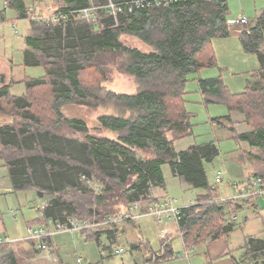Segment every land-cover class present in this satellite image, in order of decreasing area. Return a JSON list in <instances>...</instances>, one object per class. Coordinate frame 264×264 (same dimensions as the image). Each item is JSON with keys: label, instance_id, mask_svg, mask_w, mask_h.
<instances>
[{"label": "trees", "instance_id": "1", "mask_svg": "<svg viewBox=\"0 0 264 264\" xmlns=\"http://www.w3.org/2000/svg\"><path fill=\"white\" fill-rule=\"evenodd\" d=\"M6 1L20 18L26 16L24 0ZM107 1L64 0L66 5L55 10ZM100 14L104 18L98 20ZM227 15L226 0H181L131 13L125 10L116 20L101 11L90 22L71 18L66 25L28 20L34 27L25 37L24 62L42 67L44 75L25 78L22 96H11L7 87L0 89V115L4 117L0 159L8 167L12 188H31L39 198L47 197L44 214L53 221L72 217L98 222L145 198L153 186L163 185L161 165L168 163L187 184L208 192L181 209L177 226L185 247L232 230L221 212L224 203L237 200L222 202L213 196L203 167L204 161L218 154L214 142L178 152L173 148V140L185 136L190 127L184 99L188 77L214 64L207 47L211 40L227 38L236 29L242 50L259 59L254 80L233 94L218 77L201 78L197 84L205 103H222L229 113L243 116L250 131L234 133L233 138L262 152L252 156L264 163V7L245 28H231ZM123 34L151 49L124 45L119 41ZM107 53L124 57L123 70L134 77L136 92L118 93L102 85L106 78L100 57ZM68 103L111 105L114 110L100 114L95 128L115 136H93L84 120L65 117L61 108ZM61 125L81 131L83 140L58 133ZM229 130L235 132L232 127ZM166 132H173L171 139ZM254 177L264 181V171L249 178ZM89 182H97L98 188ZM99 228L83 232L98 241ZM162 247L165 252L156 259L172 252L170 241L165 240ZM7 255L10 258L0 259V264L15 263Z\"/></svg>", "mask_w": 264, "mask_h": 264}, {"label": "rangeland", "instance_id": "2", "mask_svg": "<svg viewBox=\"0 0 264 264\" xmlns=\"http://www.w3.org/2000/svg\"><path fill=\"white\" fill-rule=\"evenodd\" d=\"M226 1L228 6V21L230 22L231 19H236L238 16L243 15L250 22L248 26L253 24L255 18L259 14V10L264 6V0ZM95 4L98 5L97 3ZM103 18L104 17L101 15L98 17V20ZM229 22L228 24L231 28L240 27L232 25ZM17 28L18 35H15L11 24L5 26V33L8 35V37L5 38V44L21 42L24 36V29L19 23L17 24ZM119 41L124 45L141 51H148L151 49L132 35H120ZM207 47L213 52L215 57L214 64L211 65V67L202 68L199 72L191 74L188 77V82L186 84V91L188 94L186 96L187 102L185 109H187L191 115L189 125H191L192 132L173 143L174 149L180 150L192 145H199L205 142H208L209 144L210 142H214L219 153L209 163L205 164V170L208 177V183L211 186L213 184L217 185H213V187L217 188L215 196L217 197L219 194L220 197L226 199L234 196V190L231 188L233 182L240 181L244 174L250 177L264 171V163L252 156H260L262 152L255 148L248 147L246 143L233 138L234 134L227 130L229 127H232L236 134L244 133L243 131H250V127L242 122L241 116L237 113L232 114L231 123H224L222 117L228 113L227 107L222 103H205L201 92L197 88V80L201 78L218 77L222 84L226 86L229 93L233 94L240 92L244 90L247 83L249 84V82L252 81V78H254L253 74L256 73L259 68V59L255 54L246 53L242 50L239 37L236 33H232L227 38H214ZM8 49L13 51L14 60L18 62L21 57L19 49L15 46H13L12 49L11 47ZM100 62L102 63L103 67H101V69L105 72L106 78L102 85L107 89L118 93L136 92L137 85L134 77L130 76L123 70L122 65L124 64L125 59L122 55L116 53L103 54L100 57ZM27 71L31 77H40L44 74L43 68L37 66L27 67ZM18 90H22L21 85L14 88V92ZM113 110L114 109L111 105L84 106L75 103L64 104L61 108L62 114L65 117L80 118L84 120L90 130V134L97 137L115 136V134L110 131L95 128L97 126V117L100 114L110 113ZM0 118L3 119L4 117L0 115ZM214 120L223 122L226 127H218V124H214ZM56 131L62 135L83 140V133L81 131L71 130L66 125H61ZM171 134H173V132H171ZM168 135H170V132H168ZM233 166H237V170H239L237 174L235 173L236 171H230ZM218 171L222 174V181L216 184L215 177ZM161 172L164 175L167 188L165 196L168 195L177 199L179 206L188 205L193 201L192 199L195 198V196H200L205 191L202 189H188V186H186L180 179L173 176L168 163L161 165ZM89 185L96 189L97 182L90 183ZM19 195L25 199L26 208L32 210V212H36L34 208L39 207L40 201L36 199L34 190L31 188L21 190ZM239 216L240 215L238 214V218L241 217ZM93 221H95L94 218ZM140 221H145L146 225V228L142 229L139 235L141 241L133 240L129 242L128 240L121 239L112 240L104 234L98 238V245L97 239L90 237L87 238L86 235H88V233L83 232L86 229L80 231L83 232L82 234L85 235V237L70 234L79 231L60 233L56 236V242L60 247L59 255L62 257V262L64 264H94L100 260L102 264H140L138 262H143V260L151 257L149 254L150 248L156 250L161 243L159 235L160 226L153 222L155 220L147 217V219L142 218ZM131 223L137 222H130V224ZM174 223L175 222L166 220L162 222L164 226H169V229L170 226L177 225V223ZM121 224L122 223H119L117 225ZM117 225H114V227ZM97 227L99 228V226ZM106 229L107 228H99L96 232L102 234L103 232L105 233L103 230ZM175 238L176 237H173V248L179 243V240ZM134 242L135 246L133 245ZM247 243L249 244V242ZM162 245L163 243L161 246ZM119 248H122V251H118ZM162 252H165L163 247L158 253L160 254ZM78 259L80 260V263H78Z\"/></svg>", "mask_w": 264, "mask_h": 264}, {"label": "crops", "instance_id": "3", "mask_svg": "<svg viewBox=\"0 0 264 264\" xmlns=\"http://www.w3.org/2000/svg\"><path fill=\"white\" fill-rule=\"evenodd\" d=\"M24 2H25V11L29 5H33L36 7L37 12H42V13H49L50 10L54 8H61L62 6L66 5L64 0H24ZM261 10L262 8L259 10V13L261 12ZM18 23L24 29L23 39L19 43L5 44V38L8 37V35L5 33L6 32L5 26L11 24L13 28V33L15 35H18V30H17ZM33 23L34 22H29L28 20H26L25 16L24 18H20L19 12L14 8H12V6L6 0H0V89L3 87H7L8 93L11 96H15V97L22 96L25 93V84H24L25 78H39V77L29 76L27 67H35V66H28L24 62V50L26 49L25 37H27L32 33L33 30L32 27H34ZM229 23L231 24V22ZM237 32L238 31L235 29L233 30L232 33L238 34ZM13 46H15L20 51L21 57L18 60V62L14 60L13 51L8 49L9 47H11L12 49ZM42 46L43 45H41V47ZM254 78H252V81L254 80ZM20 85L22 86V90L20 91L18 90L14 92V88ZM197 88L200 91L199 87ZM187 94L184 96L185 105L187 102L186 100ZM187 113L189 115L188 121H190L189 119L191 115L188 111ZM233 113L236 112H231V113L228 112L227 114L223 115L222 117L223 122L226 124L228 122L231 123ZM237 114L241 116L243 122V116L240 113ZM226 116H229L228 120H226ZM3 122H4V118L3 119L0 118V125H2ZM223 122L214 120V124H218V127L221 128L226 127ZM227 130L230 131L229 129ZM185 131H187V133H185L186 134L185 136L189 135L192 132L191 125L190 127H187ZM166 133H167V137L171 139L172 138L171 132L170 135H168V132ZM232 133L234 134V132ZM183 137H180L178 139H181ZM178 139L173 140V142ZM205 143H201V144H205ZM248 147L251 146L248 145ZM173 148H174V143H173ZM251 148H255V147H251ZM185 149H180V150L174 149V150L178 152ZM206 163L209 162H205V161L203 162L204 170ZM237 169H238L237 166H233L231 167L230 171H236L235 173L237 174L239 171ZM172 174L174 177L180 179L186 186H188V189L191 188L202 189V188H194L189 184H187L180 176L175 175L173 172ZM206 177H207V173H206ZM242 177H243L241 178L242 181L251 179L246 174H244ZM213 185L217 186L215 184ZM166 189L167 188L164 178L163 185L153 186L151 188L150 193L154 199H160L166 195ZM216 189H217L216 187L212 188L211 194L213 196H215ZM20 192L21 190L16 191L12 188V182L8 174V167L5 165L4 161L0 159V236L9 240L8 242L0 245V259L7 260L8 258H10L7 254H11L13 256V259L15 260L14 264H64L62 262V257L59 255L60 247L56 242V236H58L59 234H56L50 237L49 239H47L46 247L43 249L36 248L33 242L25 238L27 227L29 226L34 227L43 224V221L46 217L44 214V210L43 212H34V211L32 212V210L27 209L25 199L22 198L21 195H19ZM34 193L36 199L40 201V204L45 203L48 200L47 197L39 198L35 190ZM207 194L208 192L205 190L204 193H202L201 195H207ZM196 198L197 196H195V198L192 199L193 201L191 200L190 201L194 202L195 204ZM216 198L219 201H221L223 197H220L218 194ZM223 207L224 209L222 210L221 215L226 219L227 222H229V224H231L232 230L227 231L223 236L219 238L206 239L203 242L197 243L196 245H192V247H187V246H186L187 248L185 247L184 243L179 237L178 226L175 223H174L175 227L170 226L169 229V226H164L163 224H158L155 221H153L154 223L160 226V230H159V235L161 238L160 246L156 250L150 248L149 254L151 255V257L143 260V262H138V263L140 264H264V196L231 201L229 205L228 204L226 205V203H224ZM238 214L241 216V217L239 216L240 218H238ZM145 218L147 219V217ZM106 228H107L106 230H103L105 231V233L103 232L102 234L101 233L99 234V238L105 234L112 240L121 239V240H128L130 242L133 240L141 241V237L139 238V235L142 229L146 228V225H145V221L144 222L139 221L137 223H131V224L130 222L122 223L121 225H117L116 227L110 226ZM82 233L83 232L79 231L70 234H76L77 236L85 237V235H83ZM173 237H176L175 239L179 240V243L175 248H173ZM165 240H167V242L170 241L172 252H168L163 258L160 257L156 259L155 256L159 255L158 252L160 251V249H162L161 244ZM247 242H249V244ZM97 244L99 245V241L97 242ZM133 245L135 246V242L133 243ZM186 253H187V258L185 257ZM179 254L181 256H179Z\"/></svg>", "mask_w": 264, "mask_h": 264}, {"label": "built area", "instance_id": "4", "mask_svg": "<svg viewBox=\"0 0 264 264\" xmlns=\"http://www.w3.org/2000/svg\"><path fill=\"white\" fill-rule=\"evenodd\" d=\"M181 0H127L126 2L115 3L108 0L101 5L91 4L88 7L81 9H70L60 11L59 9L50 10L49 13L37 12L36 7L29 5L26 8L25 19L29 21H37L46 25H66L73 18L82 21L90 22L96 14L101 11L108 17L114 20L120 13L125 10L132 12L135 9L158 7L159 5H169L173 2ZM184 1V0H183ZM232 25L240 26V28L248 27L249 20L241 15L236 19L230 21ZM216 184L222 181V174L220 171L216 173ZM97 188V187H96ZM231 188L234 190V196L231 198H222V202L230 200H243L249 198H256L264 196V181L259 177H254L244 181L233 182ZM194 205V202L188 205L179 206L178 200L170 196H163L160 199H154L149 193L145 198L129 203L121 211L105 216L101 221H86L76 218H66L63 222L53 221L50 218H45L43 224L39 226H29L26 230V239L33 242L38 249L45 247V241L50 237L72 231H82L94 226L110 227L119 223L139 222L142 218H153L156 223L162 224L163 221H172L177 223L181 216V209L183 207ZM45 203H41L39 207H35L36 212H43ZM9 240L0 236V245ZM118 251H122L119 248ZM179 256H181L179 254ZM187 258V253L185 254ZM80 260L78 259V263Z\"/></svg>", "mask_w": 264, "mask_h": 264}, {"label": "bare ground", "instance_id": "5", "mask_svg": "<svg viewBox=\"0 0 264 264\" xmlns=\"http://www.w3.org/2000/svg\"><path fill=\"white\" fill-rule=\"evenodd\" d=\"M89 183H90V182H89ZM94 227H96V226H94ZM91 228H92V227H91ZM44 245H45V247H46V241H45V244H44ZM45 247H44V248H45ZM41 249H43V248H41Z\"/></svg>", "mask_w": 264, "mask_h": 264}]
</instances>
